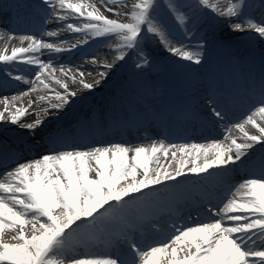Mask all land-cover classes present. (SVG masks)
I'll return each mask as SVG.
<instances>
[{
	"label": "snow or ice",
	"instance_id": "1",
	"mask_svg": "<svg viewBox=\"0 0 264 264\" xmlns=\"http://www.w3.org/2000/svg\"><path fill=\"white\" fill-rule=\"evenodd\" d=\"M99 2L105 12L126 19L109 18L90 0H42L46 13L50 9L55 20L68 21L69 17L79 20V23L64 25L69 32L85 37L71 48L87 44L89 36L116 40L110 45L117 53L112 63L91 60L93 65L105 69L98 72L92 82L84 79L92 75L90 72L80 68L75 73L63 67L56 69L51 61L40 59L39 54L45 50L50 53L70 50L63 43L21 35V46L0 49V62L36 66L35 81L29 92L37 91L40 86L51 92L49 83L45 82L49 79L63 89L52 97L41 95L39 100L48 102V108L41 111H59L78 95L77 91L69 89L67 80L79 84L82 89L93 90L107 78L115 61H124L130 54L137 57L136 68L149 66L148 54L142 46L149 34L159 37L172 55L195 65L201 64L199 50L169 41L167 23L155 15L156 0H133L131 4L126 0ZM166 3L174 25L187 29L189 16L183 10L185 6L172 0ZM109 5L131 10L121 12ZM196 7L221 18L232 33L250 30L264 39V22L245 18L244 0H196ZM233 20L235 22H231ZM58 34L57 31L46 33L48 37ZM15 38L9 35V39ZM25 42L27 46H23ZM57 71L66 79L57 78ZM14 79L24 80V77L17 75ZM29 92L10 99L0 98L3 105L0 122L30 131L41 126L43 121L38 113L33 122H22L21 118L36 101L29 100L27 105L16 102ZM211 112L216 118H223L217 108L213 107ZM249 125L257 134H250ZM233 129L238 130L239 137L232 135ZM256 144H264V99L243 122L225 128L223 140L207 144L176 145L159 141L136 147L117 143L86 150L53 149L38 159L18 163L0 176V264H264V166L258 178L239 182L235 193L222 206L208 209L210 215L218 218L194 226L173 225L172 234L164 240L148 243L146 239H138L134 233L140 226L125 212L129 203L125 198L186 173L199 175L210 169L235 165L242 162ZM169 153L177 167L172 169L169 163L160 169L150 168V163L159 162L158 154L167 158ZM178 153L191 159L177 160ZM113 224L118 225L114 235L109 231ZM26 228L30 229V234ZM5 234L10 240L4 239ZM100 235L113 237L110 251L103 255L78 251L81 247L87 249Z\"/></svg>",
	"mask_w": 264,
	"mask_h": 264
},
{
	"label": "bare ground",
	"instance_id": "2",
	"mask_svg": "<svg viewBox=\"0 0 264 264\" xmlns=\"http://www.w3.org/2000/svg\"><path fill=\"white\" fill-rule=\"evenodd\" d=\"M75 2V0H73ZM90 2L96 3L97 7L100 8V10L104 13V15L108 16L109 18L112 19H120V20H125V17H117L114 16L110 12H105L103 9V6L100 4L99 0H90ZM133 0H126L127 4H131ZM172 2H179L183 4L184 11L187 12V14L190 15L189 18V24L187 26V29L189 32L192 29H197L198 27L200 28L199 31H197L198 34H207L209 38L212 41H217V39L221 38V36H225L227 33L231 36H239L242 39H248L249 41V47L251 48L250 53H248L247 57L249 58V55L251 57H254L252 60H250L255 63L260 60V57L263 59L262 60V68L259 70L264 73V39L259 38L254 32L252 31H245V32H235L232 33L228 30V25L225 21H223L221 18L217 17L214 13L205 11L203 9L197 8L196 7V0H172ZM262 2V3H261ZM244 3L246 6H251L252 14L250 18L254 19L257 22H264V3L262 0H244ZM156 12L155 15L157 16L158 19H164L161 17L162 12H169L166 0H156ZM109 7H116L118 11L125 12V11H130V8L127 7H121L118 5H109ZM45 12H43V16L50 18L53 21V25L49 26L48 28L46 27V31H57L59 34L58 36L55 37H48L46 34V40L51 43H56V44H61L63 43V46L65 48H69L70 50L63 51L61 53H50L47 50L43 51L41 54H39L40 59L48 62L51 61L52 65L56 68L59 69L60 67H63L65 69H72V72L75 73L77 68L83 69L86 73L90 72L92 75H86L84 79L87 82H92L94 78H96V74L101 71H105V69L99 67L98 65H93L91 63V60L93 58L97 59L101 63L107 61L109 63H112L114 61L115 53L114 51L111 50L110 45H114L116 43V40L111 37H100V38H92L88 37V43L80 45L76 48H71L70 46L72 44L77 43L79 41V38H85L83 34L80 33H71L69 32L64 25L67 22H73V23H79V20L69 17L68 21H57L53 17H51L50 12L51 10L48 9L46 13V8H44ZM170 13V12H169ZM199 21V22H198ZM235 22V20L231 21ZM209 23V24H208ZM202 24V25H201ZM207 24V25H206ZM9 35H12L8 33L7 29L5 26L0 25V49L5 48L6 46L12 47V46H21L20 41H19V36L13 35L16 38L15 39H9ZM193 35V34H192ZM238 38V37H237ZM169 41L174 44V42L171 39L170 34L168 35ZM151 41L152 46L154 45L158 52H160V57L163 60H172V61H178L181 60L180 58L172 55L170 52L166 50V46L160 42L159 37H153L151 34H149L148 39L146 41H142V46H144L145 49H149V42ZM183 45L187 46V43L183 42ZM176 45V44H174ZM23 46H27V42L24 43ZM82 51V52H81ZM81 53V54H79ZM216 58L218 53H216ZM226 55V54H225ZM136 57L135 54H130L126 57L124 61H115L114 67L108 72V76L105 80L102 81V83L94 88L93 90H85L80 87L79 84L77 83H72L71 80H67V83L69 85V89L77 91L78 95L75 98H72V102L68 105H66L63 109L57 111L54 109H49V111L44 112L41 111V109L48 108V102L43 101L41 102L39 100V97L41 95L52 97L54 96L55 92H62L63 89L55 84L54 82L51 81V79L46 80V83H49L52 91L49 92L48 89L43 88L42 86L38 87L37 91L35 92H29V90L33 87V83L31 82L32 78H35V72L37 71L36 66L32 65H27L24 63H19V62H14L17 67H21L26 69L31 75L32 78L29 81V84H24L21 88H17L14 90L12 95L8 96L10 99L13 96H17L21 93L24 92H29L28 96H24L21 101H17V105H27L29 100L36 101L32 105V107L28 110V113L22 117V122L23 123H31L33 122L37 116L36 114H39V118L43 121L41 126L35 129V131H30L28 129H22L18 125H13L9 122H0V158L5 156V158L10 159L9 155H5L4 151L6 153L8 152L7 150H13L14 152L22 151L23 148H36L38 149L37 152L38 154H41L43 156L44 154L49 153L50 151H45L46 145L49 143L50 140L53 138L55 139H61V138H67L68 136L70 138H77L80 136V134L88 130L84 129L83 126L85 124L79 123L81 121V116H85L86 119V124L89 126V130L91 132L94 131V125L91 120V118H94V115H98L100 117V120H105L107 117H110L112 113V108L114 107V100H116L115 97H112L114 94L117 95L119 87L122 86V79H125L127 75L126 71L122 68L124 65H126L127 62H131L134 58ZM251 62V63H252ZM252 63V64H253ZM5 63L0 62V66ZM214 65V63H212ZM207 68V67H206ZM158 69H161V67H158ZM258 71H254V74L257 73ZM236 75L242 79L243 78V72L241 70H238ZM34 76V77H33ZM55 76L59 79H66L62 73L57 71L55 73ZM177 76L176 77V83L177 85L180 84L182 86L181 89H183L184 92L191 94V96L195 97L197 100H202L205 98H208V95L215 94L216 91L220 88V85H211L206 82V80L201 76V75H195L192 77H185V76ZM79 79V77H77ZM250 79H246V81H249ZM35 81V80H34ZM126 81V80H124ZM138 88L134 89V92H131L129 98L127 100L134 101L137 104H130V107L138 110L139 108L146 106V104L156 95V91L154 88H148L143 85L137 84ZM179 88V87H176ZM114 92V93H112ZM174 89H171L170 93H173ZM112 93V94H111ZM14 94V95H13ZM208 94V95H207ZM160 108L161 110L165 108L164 102H160ZM3 108V105L0 104V109ZM252 108V109H251ZM249 109H247V112L245 113L250 114L253 110V107L251 106ZM50 114V117H47L43 114ZM61 118L63 119V122H61ZM84 118V120H85ZM95 119V118H94ZM259 119V118H258ZM154 123V122H153ZM47 124V125H46ZM141 130H143L142 127L139 126ZM247 130L250 132V134H257L256 129L249 127ZM224 133V132H223ZM225 134H221L217 140H223ZM232 135L239 137V132L236 129L232 130ZM215 140V139H212ZM210 140V141H212ZM209 140H205L202 142H191V143H202V144H207L210 142ZM154 142H159L158 138L153 137H145V138H140L138 140V143L129 140L128 142H122L119 141L118 137H113L112 139H107L105 144H102L101 146H108L111 144H122L125 146L129 147H136L140 145L144 146H149ZM239 142V141H238ZM190 142H187L186 144H191ZM94 146L97 145L98 143L93 142ZM98 146V145H97ZM96 146V147H97ZM254 148V147H253ZM53 149L59 150L58 148H51L50 150L52 151ZM75 150H86V149H75ZM253 150V149H252ZM172 151H175V149H172ZM131 155V153H129ZM264 155V153H263ZM41 156L38 157H33L32 159L28 160H23V162L26 161H32L35 159L40 158ZM159 162H152L150 163V168L152 169H160L161 166L163 165L164 167H167L168 164L170 163L172 165V169L177 167V162L173 161L171 159V155L169 153V156L165 158L162 154H158ZM191 159L188 156H183L181 157L180 154L178 153L177 155V160L179 159ZM8 159H6L8 161ZM6 160H1L0 161V176H2L6 171H10L13 168L16 167V164H11L10 165L2 166L4 161ZM257 160V159H256ZM21 162V163H23ZM189 167L191 166L190 164L188 165ZM254 168H262L264 166V160L263 161H256L254 162ZM169 169V170H172ZM220 169V168H214L215 172ZM186 175H189L186 173ZM140 177L138 176V179ZM236 187L228 193L227 197L224 199V201L228 198H230L234 193H235ZM145 193H142L143 196ZM134 197L128 198V209L131 207L132 203L134 202ZM139 197V196H138ZM223 201V202H224ZM109 230L114 234L116 229L115 226H109ZM28 234H30V229L26 228L25 229ZM5 240H10V236L8 234L4 235ZM96 240V239H95ZM95 242V241H93ZM95 246L100 247L101 244L98 242L93 243ZM112 248L111 244H108V246L103 247V249H99L100 253H94L97 255H103L106 252L110 251ZM79 252L87 251L92 253L88 249L84 248H79Z\"/></svg>",
	"mask_w": 264,
	"mask_h": 264
},
{
	"label": "rangeland",
	"instance_id": "3",
	"mask_svg": "<svg viewBox=\"0 0 264 264\" xmlns=\"http://www.w3.org/2000/svg\"><path fill=\"white\" fill-rule=\"evenodd\" d=\"M230 34V33H229ZM229 34L227 33L225 36H221L222 37V39H225V40H229ZM202 37H204L205 38V35L204 36H202ZM194 40V39H193ZM208 42V44H209V46L210 45H213V44H215V43H217V42H210V41H207ZM211 48V47H210ZM190 49H192V50H196V49H193V48H190ZM200 52L202 53V50H200ZM151 55V54H150ZM148 58H150V65L149 66H146L145 68H144V70H141V69H138V68H136L135 67V64H136V62H137V57H135L132 61H131V63L129 64V66L132 68L131 70L133 71V75L135 76V77H137L138 76V73H140L141 75L143 74V73H145V74H151V73H155L156 71L155 70H157L158 69V67H162V65H164V72H170L169 71V68L166 66V64H163L164 62L162 61V59H159V62H157V60L156 59H153V58H151V56L149 57L148 56ZM163 63H162V62ZM182 61L183 60H180V61H176V62H174V61H172V60H167L166 61V63H174V64H181L182 63ZM155 71V72H154ZM43 115H45V116H47V117H49L50 116V114L48 113V114H43Z\"/></svg>",
	"mask_w": 264,
	"mask_h": 264
}]
</instances>
